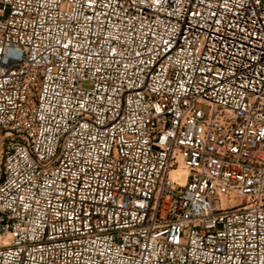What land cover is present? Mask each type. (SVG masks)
I'll use <instances>...</instances> for the list:
<instances>
[{"label": "built area", "instance_id": "1", "mask_svg": "<svg viewBox=\"0 0 264 264\" xmlns=\"http://www.w3.org/2000/svg\"><path fill=\"white\" fill-rule=\"evenodd\" d=\"M0 264H264V0H0Z\"/></svg>", "mask_w": 264, "mask_h": 264}, {"label": "rangeland", "instance_id": "2", "mask_svg": "<svg viewBox=\"0 0 264 264\" xmlns=\"http://www.w3.org/2000/svg\"><path fill=\"white\" fill-rule=\"evenodd\" d=\"M228 206H231V207H232V206H233V204H231V203H230V204H228Z\"/></svg>", "mask_w": 264, "mask_h": 264}]
</instances>
